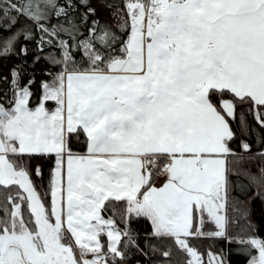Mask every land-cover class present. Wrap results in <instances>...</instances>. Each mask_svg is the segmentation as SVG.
Returning <instances> with one entry per match:
<instances>
[{
	"label": "snow or ice",
	"instance_id": "6c2138e0",
	"mask_svg": "<svg viewBox=\"0 0 264 264\" xmlns=\"http://www.w3.org/2000/svg\"><path fill=\"white\" fill-rule=\"evenodd\" d=\"M105 7L0 0V57L32 41L33 65L46 49L52 65L39 92L27 61L0 78V264H172L173 246L183 264H230L223 249L205 259L204 236L264 264V235L227 227L241 175L264 197V0Z\"/></svg>",
	"mask_w": 264,
	"mask_h": 264
},
{
	"label": "trees",
	"instance_id": "16d2710c",
	"mask_svg": "<svg viewBox=\"0 0 264 264\" xmlns=\"http://www.w3.org/2000/svg\"><path fill=\"white\" fill-rule=\"evenodd\" d=\"M92 6L97 9V15L101 19L110 18L112 9L105 7V3H112L113 0H91ZM116 3H121V0H115ZM29 45V54L27 56H16L9 55L7 57H0V78L10 76V68L13 64H21L22 61H27L26 64L22 65L23 71V80L27 81L29 73H32L36 77L37 83L33 85L35 91L39 92L40 85L39 81L42 79H51L50 76L45 75L44 68L52 67L44 55L47 54L51 49H46L44 54H41V60L36 62L35 65L32 63L33 53L36 50L35 44L32 41H28ZM20 41L15 44V47L19 49ZM2 47V46H0ZM79 58V57H77ZM55 70H59L56 68ZM7 84L5 81L0 79V88L6 87ZM237 131H239L237 129ZM247 138V137H245ZM233 146H236V142H233ZM78 151H83L82 148L77 147ZM54 159V157H53ZM44 166V175H43V184L48 185L49 181V169L51 167L52 161L43 160L41 161ZM253 170H255V164L253 165ZM241 180L248 184L249 187L241 191L238 185L232 187L229 197V216L232 218V222L228 224V233L231 236L243 235L247 230L254 228L258 231L259 234L264 235V197L253 196V193L256 190L254 184H252L246 177L241 175L239 177ZM237 177L232 176V180L235 182ZM251 198V199H250ZM4 199L3 190L0 189V201ZM247 213V215H245ZM108 215V213H105ZM119 223V220H118ZM123 226V225H121ZM132 226L137 229L141 234V241L143 240V235L146 231L150 230L146 225L144 220H133ZM211 230V225H209ZM165 243H168L167 241ZM195 244L198 246V249L205 254V259H207V250L211 247L213 251L219 252L223 249L225 257L230 264H244L245 256L239 251L240 245L237 242L229 243L226 237H213V236H204L195 241ZM143 246V245H142ZM159 253L153 256V260L156 259ZM185 254L180 251L176 246L172 248V264H183L185 260ZM136 259H142L143 264H151L148 258L141 256L139 253H135L134 256L130 259L129 264H135Z\"/></svg>",
	"mask_w": 264,
	"mask_h": 264
},
{
	"label": "rangeland",
	"instance_id": "374dc122",
	"mask_svg": "<svg viewBox=\"0 0 264 264\" xmlns=\"http://www.w3.org/2000/svg\"><path fill=\"white\" fill-rule=\"evenodd\" d=\"M105 238H106V234H105ZM190 258V257H189Z\"/></svg>",
	"mask_w": 264,
	"mask_h": 264
},
{
	"label": "crops",
	"instance_id": "0c3cea01",
	"mask_svg": "<svg viewBox=\"0 0 264 264\" xmlns=\"http://www.w3.org/2000/svg\"><path fill=\"white\" fill-rule=\"evenodd\" d=\"M105 238V237H104ZM106 239V238H105Z\"/></svg>",
	"mask_w": 264,
	"mask_h": 264
}]
</instances>
